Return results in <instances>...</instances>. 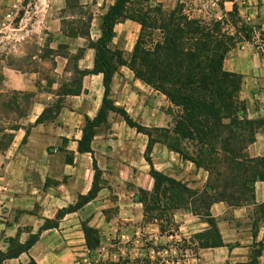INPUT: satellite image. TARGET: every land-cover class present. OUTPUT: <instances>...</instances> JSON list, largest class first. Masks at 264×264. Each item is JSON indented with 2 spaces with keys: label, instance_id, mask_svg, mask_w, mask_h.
<instances>
[{
  "label": "crops",
  "instance_id": "obj_1",
  "mask_svg": "<svg viewBox=\"0 0 264 264\" xmlns=\"http://www.w3.org/2000/svg\"><path fill=\"white\" fill-rule=\"evenodd\" d=\"M78 1L82 6L91 5L100 11L90 27V40L97 41L102 35L100 19L116 0ZM15 2L0 0V23L3 4L16 6ZM42 2L47 5V12L52 11L54 5L60 4V8L66 5V0ZM251 2L256 5L251 18L264 30V0ZM255 13L261 16L255 17ZM60 32L63 38L84 42L77 50L70 47V53L84 49L77 66L87 74L81 79V93L64 96L59 114L49 121L37 122L51 105L52 96H37L39 100L33 102L20 128L13 131L11 144L0 151V245L7 239L26 244L32 235H38V241L27 253L4 260L2 264H30L31 261L60 264L54 246L75 250L78 243L85 245L84 224L100 232L101 244L105 238L127 239L126 233L134 228L142 234L144 227L150 226L157 240L186 239L191 246L187 251L193 253L190 258L194 256L192 260L197 264H264V214L254 205L237 208L223 202L212 205L211 214L224 244L221 247L196 249L194 235L208 231L210 225L187 210L174 213L178 228L174 236L161 235L158 224L146 222L139 197L141 190L148 193L154 190L152 168L199 190L208 182L209 173L183 160L162 143L150 146V138L129 126L119 112L110 111L106 123L94 126L90 148L80 150L87 119L94 121L103 106L104 75L94 72L96 51L88 39H74ZM139 32L140 25L136 22L128 20L117 24L110 49L119 50L130 60ZM64 60L65 67L68 59ZM224 68L244 76L242 100L254 103L259 98L260 108L249 111L250 118H264V90L260 96L253 91L255 84L264 82L260 53L250 44L242 45L229 52ZM68 73L73 76L71 71ZM10 86L20 92H34L28 77L15 76ZM110 90L109 99L134 123L150 130L172 127L169 100L137 79L129 67H118ZM247 153L252 158L264 156V129L257 134ZM254 188L256 204L264 206V182H256ZM92 191L93 198L75 208L80 197L89 196ZM57 214L62 216L56 219ZM53 220L55 226H46L47 221Z\"/></svg>",
  "mask_w": 264,
  "mask_h": 264
},
{
  "label": "trees",
  "instance_id": "obj_2",
  "mask_svg": "<svg viewBox=\"0 0 264 264\" xmlns=\"http://www.w3.org/2000/svg\"><path fill=\"white\" fill-rule=\"evenodd\" d=\"M71 1L67 0L65 10L77 9L79 19L68 24L64 21L62 32L70 38L89 40V45L96 51L94 72L104 75L105 86L102 109L94 121L87 119L80 150L90 148L94 126L106 123L110 111L119 112L129 126L150 138V146L155 142L162 143L183 160L209 173L208 182L199 190L152 168L154 190L152 193L141 190L139 197L144 205L146 222L158 224L161 235L174 236L178 230L174 213L184 209L202 217L210 225L208 231L194 235L198 244L196 249L224 246L211 214L212 205L221 202L236 208L254 205L259 213L264 214V206L256 204L254 188L256 182H264V156L252 158L247 153L257 134L264 129V118L249 117L247 105L240 98L243 76L224 68L228 53L237 43L235 35L222 27L223 21L205 22L190 18L181 5L166 11L159 3L153 5L154 0H116L100 19L101 37L91 41L90 27L94 17L92 13H83L86 7L78 0H75L76 7L71 6ZM228 1L234 3L235 0ZM234 6L233 12H226L224 5L221 6L224 16L237 18L238 11ZM128 20L140 25L130 60H126L119 50L110 49L115 26ZM251 39L250 35L246 36L247 41ZM63 53L62 57L72 63L70 71L74 78L62 95H79L81 79L87 74L77 66L78 60L84 56V49L80 48L75 54ZM119 66L129 67L137 79L166 96L177 109L172 115V127L147 129L134 123L125 111L112 103L110 88ZM60 109V103L48 106L37 122L55 118ZM19 126L12 127L11 131L18 130ZM94 191L89 196L80 197L75 208L88 203ZM61 216L57 214L56 219ZM55 225V220L46 223V226ZM83 233L90 252L101 248V235L97 229L84 224ZM9 241H17L21 250L4 257L0 252V264L27 253L38 241V235H32L26 244H20L17 239ZM181 242L191 249L186 239ZM150 250L155 256L148 251L144 257H120L117 261L96 259L91 264H158L157 261H162L160 253L165 249L150 247Z\"/></svg>",
  "mask_w": 264,
  "mask_h": 264
},
{
  "label": "rangeland",
  "instance_id": "obj_3",
  "mask_svg": "<svg viewBox=\"0 0 264 264\" xmlns=\"http://www.w3.org/2000/svg\"><path fill=\"white\" fill-rule=\"evenodd\" d=\"M154 1L152 2L153 5L159 3L166 11L173 10L181 5L184 13L190 18L205 22L223 21L222 27L235 35L237 39V43L232 50L250 44L260 53L264 63V30L255 18H251L252 8L256 6L252 4L251 0H235L234 3L228 0ZM15 3L16 6L14 4L13 6L3 4L0 23V151L8 148L13 133L11 128L24 122L33 102L39 100L37 96L43 95L44 98H47V95L52 96L50 100L52 106L64 100L62 93L64 89L70 88L74 77L68 73L72 68V63L67 62L64 67L63 52H71L70 47L77 50L84 43L63 38L60 32L65 27L64 21L68 24L79 19L77 9L67 10L66 12L67 0L64 8H60V4H57L49 12H47V5L42 0H16ZM76 3L75 0L70 2L71 6L75 7L77 6ZM223 5L226 12H233L234 5H236L238 17L233 19L224 16L221 7ZM83 13H87V15L92 13L95 18L100 16V11L91 5L83 9ZM260 16V13H255V17ZM236 19L238 21L234 22ZM247 35L251 36V41L246 40ZM15 76L28 77V80L32 81L34 92L14 90L10 86V82ZM253 87L255 94L258 93L260 96L261 91L264 90V82H258ZM243 101L247 105L249 117V111L260 108L257 103L260 101L259 98L254 103ZM9 103L11 104L8 107ZM168 112L174 115L177 109L170 103ZM144 228L142 234L139 233V229L130 230L126 233L129 236L127 239L105 238L101 248L94 253L90 252L86 244L82 243H78L75 250H72V247L61 249L62 247L55 245L54 253L59 254L60 264H91L96 259L117 261L120 257H130L132 259L144 257L148 251H151L150 247H158V249H165L160 253L162 261H157L158 264H173V262L197 264L196 261L192 260L194 256L190 258L193 253H188L187 247L189 246L181 241L170 240L167 237L157 240L154 236L153 227L145 226ZM166 249L169 252H166ZM19 250L21 248L18 247L17 241L10 243L7 239L0 245V252L3 253V257L10 253H18ZM153 254L151 251V255ZM29 263L35 264L32 261Z\"/></svg>",
  "mask_w": 264,
  "mask_h": 264
}]
</instances>
